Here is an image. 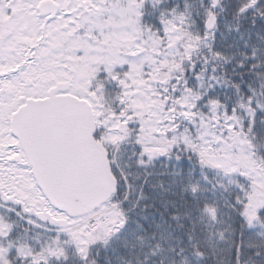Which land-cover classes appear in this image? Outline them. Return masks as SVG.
<instances>
[{
    "label": "snow or ice",
    "instance_id": "1",
    "mask_svg": "<svg viewBox=\"0 0 264 264\" xmlns=\"http://www.w3.org/2000/svg\"><path fill=\"white\" fill-rule=\"evenodd\" d=\"M0 264H264V0H0Z\"/></svg>",
    "mask_w": 264,
    "mask_h": 264
}]
</instances>
